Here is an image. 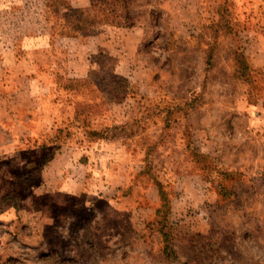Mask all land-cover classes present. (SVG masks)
<instances>
[{"label":"rangeland","instance_id":"1","mask_svg":"<svg viewBox=\"0 0 264 264\" xmlns=\"http://www.w3.org/2000/svg\"><path fill=\"white\" fill-rule=\"evenodd\" d=\"M88 8L0 0V57L19 59V72L34 67V111L50 127L38 132L55 143L50 150L93 146L103 151L95 163L128 167L129 187L117 194L128 209L82 197L57 204L33 190L28 160L0 161V264H264V207L226 190L243 156L251 166L264 153V0H94ZM129 26L145 30L139 54L153 97L116 72L110 40ZM193 130L202 148L188 144ZM192 169L207 183L179 178L176 188L174 172ZM154 181L162 190H149Z\"/></svg>","mask_w":264,"mask_h":264},{"label":"crops","instance_id":"2","mask_svg":"<svg viewBox=\"0 0 264 264\" xmlns=\"http://www.w3.org/2000/svg\"><path fill=\"white\" fill-rule=\"evenodd\" d=\"M67 3L73 8H88L91 0H67ZM170 11L173 13L172 8ZM144 31L137 26L117 28L116 39L110 40V53H114L117 57L116 72L127 78H138L141 81L138 83L141 95L153 97L151 81L143 68L139 54V42ZM77 41L82 43L80 38H77ZM0 46L4 48L2 42ZM42 46H45V42ZM5 47L10 49L14 46L10 43ZM13 60L0 57V161H7V166L13 168V165L19 164L17 161L28 160L31 168H34L32 175L37 178L33 190L35 192L40 190L44 195H53V202L57 204H67L68 201L77 204V199L82 197L86 203H93V205L98 200H106L108 203H116L122 210L128 209L125 206L126 196L119 198L117 194L129 187V169L126 165L116 164L108 159L105 163H95L93 161L95 156L102 155L103 151L97 152L93 146L90 150H84L75 143L64 141L57 144L53 154L43 162L55 143L50 142V139L40 138V131L38 132L40 126L47 130L50 127L44 112L35 113L34 111L33 101L37 95L33 77L34 67L27 62L26 68L19 72V69L23 68L19 67V59ZM88 72L84 70L77 76H86ZM35 115L39 119H35ZM261 118L264 119V115ZM194 131L187 140L188 144L191 142L202 148L204 141L209 144L215 143L205 127L206 140L204 141V138H201L199 134L195 135ZM260 140L264 144V139L260 138ZM106 141L109 142V140ZM104 153L106 157L110 156L109 150ZM129 153L131 154V150L127 146L126 149L124 148V154L128 156ZM243 157L240 164L235 166L239 174L234 187H231L236 197L235 201L242 199L244 190L246 196H251L252 201H257L255 204L248 203L249 207H264V153L256 158L251 166L247 165L248 162L245 156ZM145 168V162L142 161L140 170ZM174 174L177 179L174 184L176 188L180 184L179 178L192 180L193 184L201 183L202 186L207 183L204 174L193 169L174 172ZM155 187L160 189L159 183L151 182L149 190L153 191ZM258 202L261 204L259 205Z\"/></svg>","mask_w":264,"mask_h":264},{"label":"trees","instance_id":"3","mask_svg":"<svg viewBox=\"0 0 264 264\" xmlns=\"http://www.w3.org/2000/svg\"><path fill=\"white\" fill-rule=\"evenodd\" d=\"M92 2H91V5L93 6V4H94V0H91ZM66 5H67V9H69V10H73V11H79V12H82V13H86V12H90V10H91V8H73V7H70L69 5H68V3H67V0H66ZM193 148H195V147H193ZM53 150H49V152L46 154V157L44 158V160H43V162H45V160H47V158L49 157V156H51L52 154H53ZM159 186H161L160 184H159ZM162 187H160V190H162L161 189ZM226 190H228V192L230 193V194H233V191H232V189L231 188H227Z\"/></svg>","mask_w":264,"mask_h":264}]
</instances>
